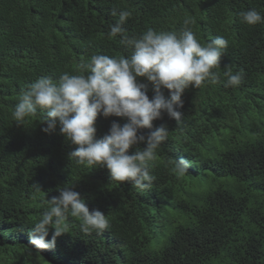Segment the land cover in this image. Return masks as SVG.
<instances>
[{
	"label": "trees",
	"instance_id": "trees-1",
	"mask_svg": "<svg viewBox=\"0 0 264 264\" xmlns=\"http://www.w3.org/2000/svg\"><path fill=\"white\" fill-rule=\"evenodd\" d=\"M250 8L264 14V0H0V264H264V23L241 21L238 14ZM114 9L132 13L123 25L128 35L178 32L192 17L202 44L216 36L229 41L215 69L220 82L185 90L179 124L167 113L153 121L169 135L151 162L156 180L146 191L111 180L105 167L69 159L77 146L58 129L41 131L43 110L21 124L11 115L21 89L37 78L77 74L93 54L131 55L119 35H108L119 19ZM228 65L244 71L239 87L224 86ZM113 121L126 122L98 115L96 137ZM180 157L192 167L178 178ZM65 184L110 227L84 234L69 216L55 249L38 252L27 233L47 208L44 197L58 196Z\"/></svg>",
	"mask_w": 264,
	"mask_h": 264
},
{
	"label": "clouds",
	"instance_id": "clouds-1",
	"mask_svg": "<svg viewBox=\"0 0 264 264\" xmlns=\"http://www.w3.org/2000/svg\"><path fill=\"white\" fill-rule=\"evenodd\" d=\"M127 9L112 11L118 21L110 25L109 37L119 35L120 44L130 48L131 55L110 57L93 54L87 63H81L77 74L63 73L58 80L41 76L21 89L18 102L12 110L17 124L43 110L42 132L59 134L77 147L69 159L89 169L105 167L111 180L129 182L141 191L152 188L156 177L151 173V162L157 159V150L167 140L166 124L154 126L153 121L167 113L177 124L182 121V95L189 86L199 89L216 85L221 80L219 62L229 41L216 36L201 43L192 30L195 19L186 17L177 31L147 29L139 35H128L123 27L131 16ZM241 21L248 25L264 23V14L255 8L241 11ZM222 73L225 87H239L244 71L233 72L231 65ZM144 78L147 83L138 82ZM153 95H147L148 85ZM162 89L168 91L165 96ZM119 117L122 125L113 121L107 133L97 138V117ZM151 130L146 135L141 131ZM143 144L140 150L130 152ZM192 162L184 157L174 161L173 171L178 178L188 173ZM39 191L40 188L34 185ZM58 196L45 199L46 210L28 231L29 244L36 250H54L56 238L67 233L68 217L81 221L84 234L103 233L110 227L107 216L99 210L90 211L73 185L57 187ZM42 192V191H41ZM49 228L54 229L46 240ZM27 248V247H26Z\"/></svg>",
	"mask_w": 264,
	"mask_h": 264
}]
</instances>
